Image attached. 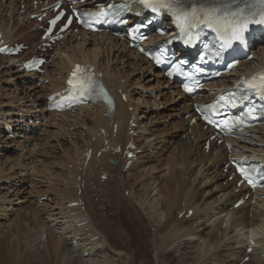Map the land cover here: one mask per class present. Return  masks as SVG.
<instances>
[{"label":"bare ground","instance_id":"obj_1","mask_svg":"<svg viewBox=\"0 0 264 264\" xmlns=\"http://www.w3.org/2000/svg\"><path fill=\"white\" fill-rule=\"evenodd\" d=\"M0 28L5 30L4 27H0ZM12 36L13 35H11L10 32H7V37H12ZM102 43L105 45L106 47L105 49L107 50L111 51L112 48H117L119 46L122 47L123 50H125L126 52L133 54L132 51L127 49L126 46L118 42L113 37H105V40ZM71 48L72 47L70 45L69 46H67V44L65 45V50H71ZM258 55L264 56V50L259 52ZM2 57L6 59L8 58L4 56ZM9 59H13V58H9ZM141 59L142 61H140V64H142V66L145 64L147 68L148 67L151 68V66H148L149 64L148 65L146 64L148 63L146 60L140 58V60ZM75 62L94 63V65L97 66L99 69H101V71L103 72L106 84L110 88L112 87L115 88V92H114L116 97L115 111L111 115L105 117L103 113H106V108L104 106H100V107L98 106L99 108H101L100 114L98 115L101 116L100 119L97 118L99 119V122L95 125L94 128L91 129L90 132L93 136L95 135V130H97L99 126H102L106 130V133L105 135L100 136L99 140L95 142L93 146L96 147L97 149H99L102 146L100 139L104 140L105 138L109 137L107 133L109 123L111 122L113 126V123L116 120L119 124L117 131L118 136L114 138L111 132L109 138L110 143H123L126 145L128 140L132 138V136L128 135L130 121L132 118H134L133 120L134 122H137L139 119L138 118L139 116L136 113H135L136 114L135 117L131 116L129 114L128 108L130 106H133V112L134 111L136 112L139 106L138 104L134 105L129 100L128 97L129 87H126V84L120 83V79L123 78V76L119 77L118 75H114L113 73H111V70L109 69L110 63L109 64L107 62L102 63L99 58V54L96 51H94L93 53H88L86 51L82 52V50L81 53L73 52V54H71V56L67 58L66 62H64L63 64L64 69H66V71L69 72L72 65ZM247 65L248 64H246L245 66ZM242 68L244 67H241V69ZM139 69H142V67L140 66ZM134 84L140 85L143 88H148L140 82H135ZM118 89H120L122 92H125L127 94L128 97L127 102H125L121 98V94L118 93L119 92ZM175 91L178 90L175 88ZM177 94H179V91L177 92ZM82 109H85V107H82ZM185 111L189 113L190 109L185 108ZM188 122L189 120H187V123ZM133 129L137 131L136 128ZM187 129L188 126L184 125L183 130L186 131ZM260 131L262 138H259V141L264 142V127L260 128ZM186 134L188 137L192 136L194 140H192L190 144L188 143L189 148L188 145H185L186 144L185 142H184L185 144H181L182 146L180 145L179 149L181 150L180 153L183 154H181L178 157V159H175L174 164L167 166V168L169 167L168 171H170V174L169 176H167L166 184L163 185L165 188H167L166 190L168 197L166 201L165 202L162 201L163 197L162 198L156 197L158 195L161 196V189L163 188L160 186L162 184H160V181L158 180L159 178H157V176L153 174L152 177L149 178L150 181L148 180L149 181L148 185L147 182L145 184L147 186H150V188L149 187L148 188L151 189V192L152 191L154 193L156 192L155 194L156 198L154 199L156 201L155 203L150 202V200L147 201L146 203V200L143 199V196L141 197L138 196L141 194L137 195V191H135L136 189L135 190L133 189V185L130 186L131 193L129 194V196L128 197H125L124 195H123L124 197L120 196L122 199L121 198L119 199L118 195L116 196L117 198L114 197L112 194H115L116 190L114 191L113 189L109 188L105 192L99 194V196L104 195L105 200L110 202L109 209H107L110 210V213L106 215L109 216L115 210L120 211V210H124L126 207H130L133 208V213L136 214L137 220L144 227H146L147 224H149V222H147L146 219L147 217L144 216L145 214L143 215V213L142 214L140 213V210H142V207L145 204L146 208L144 209L147 210V213H149L150 217H152L154 220L157 221L156 225H158V227L154 230V232H152L151 238H147V237L145 238L143 235L140 236L138 234L140 233V231L137 233V231L132 226L131 228L126 227L125 225L129 222L126 220H121L122 217L118 215L119 221L117 222V227H116L117 230H122L123 228H125L130 232V234L132 235V239L135 242L136 240L138 241V239L146 242L145 250L141 251L140 253L141 261L138 262L139 264H154L153 257L151 254L152 251L155 252L154 258L156 260V264H161L164 261L163 259L165 253L171 251L169 249H174L177 252L176 264H239L246 255L245 251L247 249V245L250 237L260 238L261 248L252 253L251 260L246 264H264V204H262L263 208L252 206L251 209H249L250 206L249 203H247L245 206L239 208L238 210L232 209L230 212L229 204L233 205L237 197L244 194L243 193H240L239 195L235 194V188H236L234 186L235 181L233 182L232 189H229L228 186L225 187L221 184L220 180L223 178V173L221 172V161H222V155L225 152L224 145L215 148L216 151L221 152L220 156L218 157H215L212 153L210 154L201 153L200 152L201 146L199 145V140L204 135L207 136V131H204L199 125H197L191 128V134L189 133ZM145 138L146 141L148 137ZM135 140L138 141L139 139H135ZM143 145L144 144H142V146ZM160 145L161 144H159V146ZM213 147H214V143H212V148ZM77 151L78 153L76 154V158L74 162L73 161L71 162L74 164L73 165L74 175L71 182V185L73 184L72 186L73 188H69L68 186L66 187L64 186L63 188L61 187L59 189H57L58 187L55 188L56 191L58 190L57 192H55L57 194L56 197H58V199L61 202H65V204H68L69 202L72 201H76L78 199V195H77L78 190L74 187L77 184V181H75L74 177L76 174H80L78 166L76 165V159L79 160L81 158L80 156L84 150L82 149L80 151V148H77ZM110 154L112 155V153H103V155H110ZM115 157L119 160L118 161L119 166H121L122 164L125 166L126 161L122 160V157L120 155H115ZM94 158L95 157H93L91 162H93ZM68 159H70V161L73 160L71 158ZM80 161H82V165H84L82 158L80 159ZM91 162L89 161L87 168H84L83 166L81 170V172L85 171L84 192L86 193V195L88 192V187L86 185L87 174L89 173L88 170L92 166ZM69 163L70 162H68V164ZM176 166H179V168L177 170H174L176 169L175 168ZM159 167L157 166L158 169H160ZM107 168H109L108 169L109 171L112 169L110 165H108ZM156 169L154 170L155 172ZM108 170L106 171L108 172ZM106 171L104 170L100 174L101 175L107 174ZM141 176L142 174H140L137 178H140ZM227 176L228 175H226V177ZM155 183H157V185H155ZM54 184H52V186H54ZM116 186L117 189L119 190L120 185L116 184ZM50 188L52 187L50 186ZM127 188H128L127 186L124 187L123 191L125 192ZM199 188H201L200 191L204 189L202 193L199 192ZM118 193L119 191L117 192V194ZM41 194L42 193H40V195ZM214 194H216V197L212 198ZM83 197L82 200L84 201ZM170 198L171 200L169 201ZM6 200L7 199L3 201L6 202ZM11 202L12 201H10V203ZM33 203L34 202H32V206L34 205ZM134 203L137 206H135ZM62 206L61 207L59 206L60 208L58 207L59 209L57 208L58 210L55 211L52 209L51 211L47 208L45 209L43 208L42 209L43 214L41 213L42 216L41 215L39 216L38 214H34L36 215L35 219H33L34 217L33 218L31 217V220L32 219L34 220V222L32 220L33 223L32 227L34 228V234L31 233L30 235L28 234L27 236H23L22 244L20 242V237L21 235H25L24 234L25 231L26 232L29 231L31 224H26V223L24 224L22 221L23 219L22 220L20 219L22 222L16 224L15 228L13 227L12 229L11 227V229H8L6 232L3 231L5 234L3 238L4 241L0 240V264H35V262L37 261H39V264H57V262L59 263L61 261L62 264H75L74 259L76 257H78V259L82 264H123L122 262H120V260L123 261V253L120 252L121 249H119L117 246L115 247L112 246L111 245L112 241H110L111 239L109 238L110 239L109 241L111 243L110 244L109 241H107L108 239L105 238L106 237L105 235L104 238L107 244L105 245L104 243L106 242L102 240L103 239L102 236L104 232L103 233L101 232V228L99 227V225L102 224L103 219L101 220L96 217L97 214L96 209L88 211L85 208L84 211H82V208L80 207L65 206L66 208L64 207L62 208ZM136 207H138L140 210H138ZM3 209L5 208L3 207ZM190 209L194 210V214L189 219L185 217L179 219L178 216L180 213L184 212L186 215L188 213V210ZM248 210L249 211L252 210L253 212V216L251 218L248 217V213H249ZM173 211H174V215L172 213ZM27 217L28 216H26V218ZM45 217L46 219H48V221H44ZM193 220L194 221L196 220V225L192 223ZM84 221H88V224L83 225ZM106 221H108V218H106ZM12 223L14 222H11V224ZM224 224L226 225L225 228H223ZM36 229L39 230L35 232ZM54 229H56L58 233H60V236L63 238L69 240L70 237L72 239L78 237V240L76 241L75 244H72V240L71 242L67 241L69 243H66L65 242L66 240L62 238L64 241L62 239L61 240L65 242V244H68V247L66 248L64 245L61 244V241L59 240L60 238H58L57 241L55 238H53L54 237L53 234L55 232L53 231ZM44 234H46L47 237L45 241L42 240L43 239L42 236H44ZM96 235H100V239L98 240L93 239V237ZM37 241H38V248H36V244H35ZM39 247H42V249L44 248V251H42V249H39ZM107 247L108 248L111 247L114 254L118 255V257L115 258V255L111 254L110 251L108 252ZM77 249L79 250L76 251ZM67 250L68 251L70 250L69 253ZM85 251H88L87 255H83ZM77 252L80 253L77 254ZM158 253H160V258H158ZM171 253H173V251ZM37 257L38 259H36ZM73 257L75 258L73 259ZM100 258H102L103 260H100ZM64 259L65 261L63 262Z\"/></svg>","mask_w":264,"mask_h":264},{"label":"rangeland","instance_id":"obj_2","mask_svg":"<svg viewBox=\"0 0 264 264\" xmlns=\"http://www.w3.org/2000/svg\"><path fill=\"white\" fill-rule=\"evenodd\" d=\"M3 8H4V6L0 5V12L3 10ZM12 14H14V10L12 11ZM12 21L13 20L10 21V24H12ZM24 23H25V20L21 21V23H18V24L22 25ZM0 24L7 26V24H8L7 19H6V21L0 20ZM9 30H11V29H9ZM21 31H23V30L18 29V31L15 32L16 33L15 36H17L19 38V40H24L27 38V36L25 35V32L21 33ZM34 39H36V37L32 38V40H34ZM100 40H101V37L94 39L95 42H93V43H95V44H93V45L90 43L85 44L87 41L83 42L84 45H83V43H81L79 41H74L77 44H74L72 42L73 40L64 41L63 43L60 44L61 46L59 47V50L60 49L61 50L58 53V56L54 57V59L56 61H54V64L51 63L49 71H52L55 68L60 70V72H62L63 70L66 71V69H64L63 64H64V62H66L67 58H69L71 56V54H73V52L81 53V50H82V52L86 51L88 53H93L94 51H96V52H98L99 58H100L101 53H103V55H104V52L106 50L107 55L105 54L103 56L104 62L100 58L101 62L102 63L107 62L108 64L110 63V65H112L109 67V69L111 70V73H113L114 75H118L119 77L123 76V78L120 79V83L126 84V87H129V92H128L129 100L134 105L138 104V106H139L136 112L135 111L134 112L129 111V114L131 116H134V117L136 114L139 116L138 117L139 119L136 122V124L138 125L136 127L137 131H139L140 126L142 128L145 127V130L149 129L148 130L149 132L143 131L144 137L141 136V137H139V140H138L140 148H142V149L146 148L145 151L140 153V156H142V157H140V159L137 158V160L138 159L139 160L135 161L136 163L134 162L135 163V164H133L134 167H130L128 169L125 168L124 171H122V170L125 166L122 163L121 164L123 165V167H121L122 166L121 164H120L121 166H119V163H117L119 160L116 158L117 161L115 164H113V166H111L113 171L109 175L108 179L104 180L101 178V180H99L100 176H102L101 174L99 176V173L104 171V170L109 169V168H107L108 165L105 168L104 163L106 162V159H108L107 157L111 156V154L110 155H102L103 158L101 159V162L100 163L95 162L93 164L94 168H97L99 172L97 173V170H95V169H92V170L89 169L88 170L89 171V173L87 174L88 192H87V195L86 194L84 195L86 198L89 196V198H88L89 200H86V202L88 203V208L86 207V210L91 211L93 209H96V211H97L96 217L101 219V220L103 219L102 224L99 225V227L101 228V232L102 233L104 232V234L102 236V238H103L102 240H104V242H106L105 238L108 239L107 241H109L111 239L110 241H112L111 242L112 244L110 243V241H109V243L112 246H114V247L117 246L119 249H121L120 252L123 253V261L120 260V262H122L123 264H139L138 262L141 261L140 253H141V251L145 250L146 242L139 240V239H138V241L136 240V242H135L132 239V235L130 234V232L128 230H126L125 228H123L122 230H117V228H116L117 222L119 221L118 215H120L122 217L121 220H126L129 222L125 225L126 227L131 228V226H132L137 231V233L140 231V233H138L140 236L143 235L145 238L146 237L151 238L152 232H154V230L158 227V225H156L157 221L154 220L152 217H150L149 213H147V210L144 209V208H146L145 204L143 205L142 210H140L138 207H136V208L138 210H140L141 214L143 213V215L145 214L144 216L147 217L146 219H147V222H149V224H147L146 227H144L137 220L136 214L133 213V208H130V207H126L124 210H120V211L115 210L114 212H112L111 215L107 216L106 214L110 213V210H107V209H109L110 202L105 200L104 195L99 196V191L101 193H103L106 190H108L109 188L113 189L114 191L116 190L117 192L119 191L118 194L115 191V194H112V195L114 197H116L118 195L119 199H120L121 197H124V196L128 197L129 196V194L131 193L130 186L133 185V189L134 190L136 189L135 191H137V195L141 194L138 196H140V197L143 196V199L146 200V203L149 200H150V202L155 203L156 201L154 199L156 197H158V198L163 197L162 201L165 202L168 196H167V190H166L167 188H165L163 185L166 184L167 176H169V174H170V171H168L169 167L167 168V166L174 164L175 159H178V157L181 154H183V153H180L181 152V150L179 149L180 145L186 143L185 145H188V148H189V144L194 139L191 140L190 137L187 136V134H186V139H185V137L183 135V133H185V131L183 130V126L187 125V121L185 120V122H184V116L188 113L184 110V106L179 102L178 99H176V98L173 100L171 99V93H172L171 90L164 88L167 85H169L167 83V81L164 78H162L161 80L158 79L157 77H159V75H156V74L154 75L151 72L152 69L149 67L147 68V66L145 64L142 66V64H140V61H142V59L140 60L139 57L134 56V54H130L129 52H126L125 50H123L122 47H119V46L117 48H112L113 51L104 49L105 45L103 43H100L99 42ZM96 41L99 44H96ZM78 42L81 43L80 46H79ZM66 44H67V46L70 45L72 47L71 50H65ZM7 59H8V61H15L16 60V58H13V59L7 58ZM8 61L6 60V58H3L2 56H0V120H5V119H7V117L11 119L12 113L10 111L6 110L9 106L10 107H13V106L14 107H18V106L22 107L23 106L26 108L27 106L35 103L36 105H38L39 108H42L43 103H44V98H45L44 92L47 89L45 87L35 88V86H29L27 84H21V83L19 86H18V84L12 85L14 80H13V78H10V77L13 75L14 77L17 78V73H16L17 70H16V67L13 65V63H9ZM146 64L148 65V63H146ZM140 66L142 67V69H139ZM7 72H9V73H7ZM56 74H57V72H54L51 74L47 73V77L52 78V77H55ZM160 76H161V74H160ZM26 82H28V81H26ZM135 82H140V83L144 84L146 87H148L147 91H143L142 87L134 84ZM129 84H130V86H129ZM150 91H153L154 94L150 93ZM92 108H94V109H92ZM92 108H85V109L81 108L82 111L83 110H86V111L90 110L92 112V113L91 112L82 113L83 117L81 118V120L86 121L90 125L94 122L91 125L89 132L99 122V119L101 116V115H98V114H100L101 108H99V107H92ZM95 109H97V110H95ZM34 110H35V108H34ZM5 112H7V114L2 116L1 114H4ZM93 114L96 115L95 121H94L95 115H93ZM71 115L72 114H69V113H62V114L53 113V114H51V116L49 114H47V117L44 121V123H45L44 134L41 136H31L30 138H26L24 140L17 139L16 141H10V139H7V137L0 134V175H1L0 176V198H1L0 205L2 204L1 205L2 208L0 206V210H1L0 211V240L4 241L3 238H4L5 233L3 231L6 232L8 229H11V227L13 229V227L15 228L16 224L23 221L24 224L25 223L31 224V227H30L28 232L25 231V233H24L25 235H21L20 242L22 244L23 243L22 242L23 236H27L28 234L30 235L31 233L34 234V228L32 227L33 226L32 220L35 219V216H36L34 214H38L40 216L41 213L43 214V212H42L43 208L44 209L47 208L49 210L52 209L54 211L58 210L62 205H63L62 208L63 207L66 208L65 206H67V204H65V202H61L58 199V197H56L57 194L55 192H57L58 190L56 191L55 188L58 187L57 189H59L61 187L63 188L64 186L66 187L67 185L69 188H73L72 187L73 184L71 185V182H72V178L74 175V169H72L73 163H71V162L72 161L74 162V160H75L74 151H76V154H77L78 153L77 148H80V151H81L82 149H84V146H86V144H89V142H90V139L85 138V137L89 136L87 129H82L81 127L78 129H75V130L71 129L75 125L80 123V117H81L80 115L76 114V119H75ZM179 115L182 116L183 119L180 120V118L178 117ZM1 116H2V118H1ZM56 116H58L59 118ZM105 117H107V116H105ZM97 118H99V119H97ZM15 119H16V117H15ZM82 124L85 125L86 123L82 122ZM99 127H102V126H99ZM99 127L97 130H95V133L99 130ZM153 128H154V130H153ZM117 134L114 138H116L118 136ZM73 135L79 136V139H77L76 141L73 140L74 139ZM90 136H92L91 132H90ZM100 136H103V135H100ZM145 137H148L149 140L147 139L145 141V139H146ZM99 138L100 137H97V141L99 140ZM140 138L144 139V140L142 139L144 141V143L142 142V140ZM136 139H138V138H136ZM79 141H80V144H79ZM92 141H94V137L92 138ZM97 141H95V142H97ZM17 142L20 143L19 147L16 144ZM100 142L102 144L103 140L100 139ZM150 142H151V144H150ZM94 143H93V145H94ZM142 144H144V145L142 146ZM146 144H148V145H146ZM159 144H161V145L159 146ZM148 146H150V147H148ZM200 148H202V147H200ZM200 152L203 153L201 151V149H200ZM70 156H73V157H70ZM68 158H71L73 160L70 161V159H68ZM169 158H171V159H169ZM102 160H105V161L102 162ZM67 161L70 162L71 164L68 165ZM165 162H168L170 164L165 163ZM67 165L70 167V169L67 167ZM159 165H160V167H159ZM117 166H119V167H117ZM157 166L160 169H158ZM135 167H137V168H135ZM120 168H122V169H120ZM154 168L155 169L157 168L156 172L154 171L155 170ZM175 168L176 169H174V170H177L179 168V166H176ZM10 169H11V171H10ZM116 170L119 171V174H118V171H116ZM127 170H129L130 172ZM151 170L153 171V173ZM221 172H222V169H221ZM140 174H142V176L140 178H137ZM153 174H155V176H157V178H159L158 180L160 181V184H162V185H160L163 188V189H161V196L160 195L156 196L155 195L156 192L155 193L153 191L151 192V189H149L150 186H147L148 182L150 181L149 178H151ZM5 175H7V176H5ZM5 177L8 178L9 180L6 179ZM52 178H54V179H52ZM88 179H89V181H88ZM6 181H8V182H6ZM146 182H147V185L145 184ZM7 183H9V184H7ZM68 183H70V184H68ZM52 184H54V186H52ZM116 184L120 185L119 190L117 189ZM224 184H225V182H224ZM155 185H157V183H155ZM50 186L52 188H50ZM126 186L128 188L124 192L123 190H124V187H126ZM143 186H144V189H143ZM200 189L201 188H199V192L202 193L204 189H202L201 191H200ZM207 189H210V188H207ZM45 192H51V194H49L50 196L46 200H44L43 203H39V201H38L39 198L42 195H44ZM40 193H42V194L40 195ZM5 196H7V197H5ZM85 197H84V199H85ZM99 197H100V199H99ZM213 197H216V194H214L212 196V198ZM200 198H202V197H200ZM5 199H7L8 201L6 200V202H4ZM170 200H171V198L169 199V201ZM10 201H12V202L10 203ZM31 201L34 202L33 204L35 206L34 205L32 206ZM44 203L45 204L47 203V204L45 205ZM55 204H58V205H55ZM30 205H31V207H30ZM134 205L137 206L135 203H134ZM46 206H48V207H46ZM3 207L5 209H3ZM255 207L263 208L262 204L259 206H255ZM249 209H251V207H249ZM3 210L6 211L8 213V215ZM30 210H31V212H30ZM174 211H175V209H174ZM174 211L172 212L173 215H174ZM230 212H231V210H230ZM252 214H253V212L251 210V212L248 213V217L251 218ZM26 216H28V217L26 218ZM31 217L32 218L34 217V218L31 220ZM46 217H45L44 221H48V219H46ZM106 218H108V221H106ZM16 219L18 222L16 221ZM20 219L21 220L23 219V220L21 221ZM11 222H14V223L11 224ZM33 222H34V220H33ZM192 223H194V225H196V220L195 221L193 220ZM192 223H190V224H192ZM24 226H26V225H24ZM224 226L226 227V225H224ZM38 230L39 229H36L35 232ZM53 231H55L53 234V236H54L53 238H55L56 241L58 240V238H60L59 240L61 241V244L67 248L68 244H65V242L69 243L71 241L66 239V238L61 237L60 233H58V231L56 229H54ZM55 234H57V235H55ZM44 235L46 236V234H44ZM104 235L106 236L105 238H104ZM62 238L66 241L63 242L64 240ZM45 240H43V241H45ZM67 241H69V242H67ZM35 244H36V248H38V241ZM104 244L106 245L107 242ZM119 245H120V247H119ZM69 247H71V246H69ZM39 249H42V247H39ZM107 249H108V252L110 251L111 254L115 255V258L118 257V255L114 254L111 247L110 248L107 247ZM78 250L79 249H77V251ZM169 250H171V251H168L167 253H165L166 256L164 255V259H163L164 261L161 264H167V263L168 264H176L177 252L174 249H169ZM42 251H44V248L42 249ZM69 251H68V253H69ZM172 251H173V253H171ZM78 253H80V252H77V254ZM151 254L153 257V263L156 264V260L154 258L155 252L152 251ZM74 255H76V254H74ZM74 258L75 257H73V259ZM158 258H160V253H158ZM36 259H38V257ZM100 260H103V259L100 258ZM64 261H65V259L63 260V262ZM74 261H75L74 262L75 264H82L80 262V260L78 259V257H76L74 259ZM61 262H59V263L57 262V264H62ZM35 264H39V261L35 262Z\"/></svg>","mask_w":264,"mask_h":264},{"label":"snow or ice","instance_id":"obj_3","mask_svg":"<svg viewBox=\"0 0 264 264\" xmlns=\"http://www.w3.org/2000/svg\"><path fill=\"white\" fill-rule=\"evenodd\" d=\"M140 3L151 8L153 12L161 10L170 12L177 21H184L189 27L212 29L217 34L218 40L222 41V48L228 47L233 41L243 42L244 34L250 24L264 23V0H255L254 3H249L248 0H214L213 3L190 8L184 7L183 0H140ZM52 23L55 24L56 21L53 20ZM159 62L157 60V63ZM77 71H81L79 66ZM73 76H76L75 72ZM256 79L254 77L253 81L248 83L249 88L264 94V74L259 77V84L255 82ZM69 83L71 84L72 81ZM185 90L190 91L187 87ZM91 91V82L85 83L81 80V94H88ZM209 123L212 121L209 120ZM239 171L242 175L245 174L243 167H239ZM249 183L252 181L249 180Z\"/></svg>","mask_w":264,"mask_h":264}]
</instances>
